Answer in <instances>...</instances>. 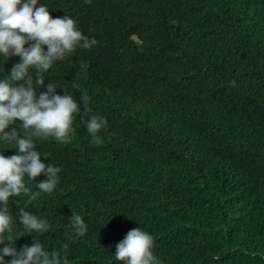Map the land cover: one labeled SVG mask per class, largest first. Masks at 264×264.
I'll return each instance as SVG.
<instances>
[{
    "label": "trees",
    "instance_id": "1",
    "mask_svg": "<svg viewBox=\"0 0 264 264\" xmlns=\"http://www.w3.org/2000/svg\"><path fill=\"white\" fill-rule=\"evenodd\" d=\"M44 3L97 43L56 62L37 95L54 83L108 122L93 140L81 104L67 142H36L62 169L25 209L48 219L46 250L67 238L77 264H121L115 245L141 227L160 264H264V0ZM19 62L0 60V80Z\"/></svg>",
    "mask_w": 264,
    "mask_h": 264
},
{
    "label": "clouds",
    "instance_id": "2",
    "mask_svg": "<svg viewBox=\"0 0 264 264\" xmlns=\"http://www.w3.org/2000/svg\"><path fill=\"white\" fill-rule=\"evenodd\" d=\"M96 43L71 16H50L44 0H0V60L18 57L20 61L13 65L10 77L0 80V264H77L80 259L67 238L54 246L58 251L46 250L36 234L49 231L48 219L25 209L40 193L54 192L62 171L42 162V156L49 157L38 151L36 142L49 136L57 143L67 142L76 131L73 125L81 104L87 110L86 130L93 140L108 123L90 111L87 96L78 102L70 94L59 95L54 83L39 95L36 92L44 85L43 74L56 62L77 47L89 49ZM32 70L39 77L35 85ZM12 148L17 154L3 155ZM41 174L46 179L35 183L34 192L25 178L34 181ZM17 197L16 203L23 202V207L15 206L14 218L9 202ZM16 219L19 226H15ZM69 226L76 236L88 231L84 218L75 212ZM153 247L149 232L133 228L115 245L114 258L121 264H160Z\"/></svg>",
    "mask_w": 264,
    "mask_h": 264
}]
</instances>
